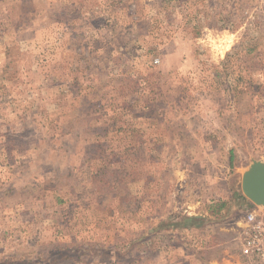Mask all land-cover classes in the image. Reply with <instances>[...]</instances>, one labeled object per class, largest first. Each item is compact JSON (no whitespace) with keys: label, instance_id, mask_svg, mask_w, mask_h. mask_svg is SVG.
I'll return each mask as SVG.
<instances>
[{"label":"rangeland","instance_id":"rangeland-1","mask_svg":"<svg viewBox=\"0 0 264 264\" xmlns=\"http://www.w3.org/2000/svg\"><path fill=\"white\" fill-rule=\"evenodd\" d=\"M253 160L264 3L0 0V262L252 264Z\"/></svg>","mask_w":264,"mask_h":264},{"label":"built area","instance_id":"built-area-1","mask_svg":"<svg viewBox=\"0 0 264 264\" xmlns=\"http://www.w3.org/2000/svg\"><path fill=\"white\" fill-rule=\"evenodd\" d=\"M259 2L262 4L264 0ZM261 8L258 6L255 11ZM233 230L240 255L252 264H264V207L254 206L245 211Z\"/></svg>","mask_w":264,"mask_h":264},{"label":"trees","instance_id":"trees-1","mask_svg":"<svg viewBox=\"0 0 264 264\" xmlns=\"http://www.w3.org/2000/svg\"><path fill=\"white\" fill-rule=\"evenodd\" d=\"M234 151L231 150L230 151V159H231V163H233L234 160ZM231 205L229 206L230 208L228 209V216H232L233 218H237L239 217L238 214H243L245 211L253 208L255 205L250 202L241 191L239 190H235L233 197L231 198ZM227 203H222V204H218L216 206H219V209L224 208L225 206H227ZM242 207H247V210H240ZM235 214V215H234ZM226 221V220H225ZM209 222H207L206 219L198 217V216H194V217H184L180 220V222H174L172 224L171 227H182V228H187V227H201L205 224H207ZM67 259H69V256H66ZM60 259H55L53 264H59ZM0 264H29V263H21V262H15L12 260H3L0 262Z\"/></svg>","mask_w":264,"mask_h":264},{"label":"water","instance_id":"water-1","mask_svg":"<svg viewBox=\"0 0 264 264\" xmlns=\"http://www.w3.org/2000/svg\"><path fill=\"white\" fill-rule=\"evenodd\" d=\"M243 195L257 207H264V160H253L243 172Z\"/></svg>","mask_w":264,"mask_h":264},{"label":"crops","instance_id":"crops-1","mask_svg":"<svg viewBox=\"0 0 264 264\" xmlns=\"http://www.w3.org/2000/svg\"><path fill=\"white\" fill-rule=\"evenodd\" d=\"M115 31V30H114ZM112 32L114 35H115V33H116V31L115 32ZM101 32H103V33H97V34H99V35H101V36H104L105 37V39H107L108 37H110V35H112V33H108V32H106V30H104L103 29V31H101ZM105 41V40H104ZM252 112H257V110L256 109H254V108H252V110H251Z\"/></svg>","mask_w":264,"mask_h":264}]
</instances>
